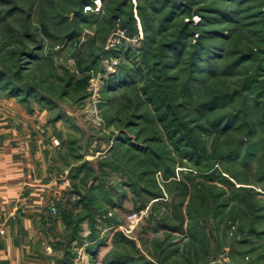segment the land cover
<instances>
[{
  "label": "rangeland",
  "instance_id": "1",
  "mask_svg": "<svg viewBox=\"0 0 264 264\" xmlns=\"http://www.w3.org/2000/svg\"><path fill=\"white\" fill-rule=\"evenodd\" d=\"M117 1L95 0L93 8H85L86 17L77 18L80 0H0V69L7 74L0 87V182L44 172L55 177L59 191L72 186V169L87 164L96 172L86 167L81 176L89 184L96 177L107 185L98 188V200L106 202L123 189L126 177L100 163L109 158L123 165L129 160L137 172H145L139 176L141 187L136 193L127 187L131 198L124 207L113 206L104 215L115 218L112 224L95 218L101 228L95 256L87 251L88 220L82 223L83 239L65 245L64 263L264 264V141L259 143L264 133V0H195L190 7L182 4L184 12L170 16L165 7L140 14L139 4L147 0H130L136 19L132 33L121 21L112 25L109 12ZM184 23L190 26L186 46L171 47ZM71 28L80 33L66 41ZM146 32L152 36L151 63L157 62L168 79H178L168 81L176 102H181L180 85L187 80L189 100L215 103L214 110L191 126H208L209 117L218 120L247 104V116L229 117L226 131L201 135L209 152L226 153L220 171L229 181H204L195 163L174 146L169 163L175 173L170 174L159 168L151 172L156 165L141 161L138 148L130 143L114 147L125 135L141 143L150 137L160 152L164 143L154 137L167 147L173 145L166 122L159 118V103L150 102L142 91L146 80H157L160 72L152 69L146 75L149 66L141 57ZM176 48L178 61L172 57ZM96 51L102 52L98 65L79 71ZM37 55L43 58L37 60ZM129 68L138 70L137 81L111 83V76ZM70 74L76 87L67 86ZM87 75L88 81L82 79ZM31 85L39 91L31 93ZM227 92H238V97L227 102L223 97L209 99ZM249 126L257 133L250 135ZM247 142L259 148L246 152ZM142 203L144 216L129 221V211ZM5 232L0 227V235ZM67 249L74 253L67 255Z\"/></svg>",
  "mask_w": 264,
  "mask_h": 264
},
{
  "label": "trees",
  "instance_id": "2",
  "mask_svg": "<svg viewBox=\"0 0 264 264\" xmlns=\"http://www.w3.org/2000/svg\"><path fill=\"white\" fill-rule=\"evenodd\" d=\"M195 3V0H147L145 1L144 4H139V13L140 14H147L149 13V10L147 8H151L152 10L158 12L161 10V8L165 7L166 9V16H170L171 14H177V13H182L184 10H187L182 4L188 5L189 7ZM78 8L75 11L76 17H86V10L85 8L87 6H91L92 8L95 6V0H80L78 3ZM170 5V8L168 6ZM179 5L181 8H177V11L174 10L173 6ZM132 3L130 0H119L116 2V5L113 6V8L110 10V18L112 19L111 21L113 22L112 25L117 21H121L120 24L122 27L126 28L127 31L130 30V33H132L133 30L136 29V19L134 17V12L132 9ZM185 8V9H183ZM174 11V12H173ZM173 12V13H172ZM110 20V19H109ZM110 27V26H109ZM108 27V28H109ZM112 27V26H111ZM189 25L184 23L181 27V31L178 35V38L174 41L171 42V47L178 46H186L187 44V35L186 33L189 30ZM146 30L148 31V27H146ZM107 29V28H106ZM110 29V28H109ZM45 30H47L48 33V28L45 27ZM107 31V30H106ZM79 30L75 28H71V30L66 34V41L69 38H75L77 35H79ZM151 39L152 36L146 32V38L144 41V46L142 48V54L141 57L143 61L149 66V71L146 73V75H150L151 70L154 69L155 72L160 71L157 73L156 77L157 80H146L142 91L145 95V97L148 98L150 102L154 103H159L156 104V109L159 112V118L161 121L166 122L167 130H169V135L172 136V143L170 147L166 146V142L158 136L154 137V140H160L161 142L164 143L163 149L161 152L159 151L158 148H156L154 145L150 144L152 141L151 138H147V140H143V143L137 140L133 137L130 136H122L120 138V141H116L114 147H118L120 144L121 146L123 144L130 143L131 146L133 145L134 147L138 148L137 155L142 157L141 161L148 160L147 162L151 161L152 165H156L152 171H156L158 168L159 169H164L165 172L168 174L175 173V169L171 168L169 161H171V157L169 156V153H173L172 147H175V152L179 153L182 155V157H187L189 160L193 161L195 165L198 167L199 172L201 173L204 181H211L215 179H223V180H228L229 179L224 176L223 172L220 171V164H225L222 162V158L225 156V152L219 153L216 151L214 153L209 152V149L206 148L203 144V141L201 139L202 132L203 133H210V132H224L228 128L229 124H226V121H228L229 117L236 118L237 113H239V116L246 117L247 116V104L245 103L244 106L238 109V111H235L233 113H226L225 115L223 114L220 116L217 120V118L213 119L212 116L211 118H208L207 125L205 126L202 123H198L196 126H191V122L193 120L197 121L198 119L202 118L205 116L208 112L212 111L215 109V103L208 102L209 100H196V102H193V100H189L191 98V95L187 93V89L190 87V82L189 81H183L182 84L180 85L181 89V102L178 103L177 101V96L175 95V92L171 89L173 84H169V80H174L175 82L178 80L176 79L175 76H170L171 78L168 79V74H163L162 73V68L156 67L157 62H152L151 63V54L149 52L151 51ZM66 41L64 43H66ZM40 49V48H39ZM28 50V49H26ZM102 51V49H101ZM96 52H92L90 57L85 59L84 65L80 66V70L83 73L87 72L89 70L94 69L96 65H98L100 59L102 58L101 54ZM169 55V54H168ZM180 55L178 52V49L176 48L173 58H176L177 61L180 59ZM43 58L42 55H37V60H41ZM80 63V62H79ZM82 63V61H81ZM3 67V66H2ZM79 69V68H78ZM160 69V70H158ZM124 74L125 76H122ZM118 73L116 76H111L110 81L111 83L115 84L119 79L125 80L124 83H131L130 80L137 81V75H138V70L134 68H129L126 72L123 73ZM189 76V75H188ZM145 77V74H142L141 78L143 79ZM75 76L70 74V77L68 78V84L67 86L69 87H76L75 82H74ZM82 79H85L88 81L90 79V76L87 75L83 77ZM190 79V78H189ZM7 82V74L6 70H4V67L0 69V87H3V85ZM138 83V82H137ZM136 83V84H137ZM38 86L31 85L30 92L33 94L38 90ZM137 88V86H136ZM185 90V91H184ZM66 94V93H65ZM141 93H138V96L141 97ZM220 99V98H230V100L235 101L236 98L238 97V92H234L232 94L230 92L227 93H222L219 95H213L209 99ZM245 97V96H244ZM183 98V99H182ZM214 98V99H215ZM201 99V98H200ZM245 100V98H244ZM223 102H227L223 100ZM132 103V102H131ZM150 106V104H148ZM145 116V114H140V117ZM170 120V122H168ZM207 120V119H206ZM131 122L133 120L130 119ZM129 121V123H130ZM124 124L128 125V120L126 121L125 119L121 120ZM171 128V129H170ZM249 134L251 135L253 133L256 134L257 132L255 130H251L249 126ZM201 132V134L198 133ZM263 133V132H262ZM261 140L259 143L264 141V133L260 135ZM139 141V142H138ZM120 143V144H119ZM257 143V144H259ZM241 143L237 144V146H240ZM246 145L248 147H245V151L248 152L257 150L259 147L254 145L251 142H247ZM245 145V146H246ZM233 150V149H232ZM244 150V148H243ZM231 153V149L229 150ZM230 155V154H229ZM248 155V154H247ZM212 159V160H211ZM211 160V161H210ZM124 164H115L114 161L106 159L105 161L100 163V167L102 168H110V169H117V171H121L122 175L126 177V180H123L124 182L122 183L123 189H120L116 195V197L112 198L113 196H109L108 200L101 201L99 199V191L98 188H103L105 190V187H107L106 184L103 182L100 184L97 182L99 178L94 177L93 182L90 184L87 183V179L83 176H81L82 171L86 168L89 167L93 174H95L96 170L89 165H80L77 168H74L71 170V179L73 181L72 183V190L75 191L79 196L80 199L78 201V204L81 205L82 210L78 213L75 212H68L66 213V220L69 228L68 232V239L66 240V246L72 247V244L75 241L80 242L83 239L82 234L80 233L82 228V223L86 219L91 222V243L87 247V251L94 256L98 253L100 245H101V239L99 240V231L100 227L96 225L95 218L97 216L103 217L106 220V224H112L113 221H115V218L107 217L104 215H107L108 211L110 208L113 206H121L124 207V202L127 199H130L131 196L129 195L130 193L127 191L128 189H132L134 193H136L137 189L141 187L140 185V175H144V170L137 172L136 168L134 165L130 164L129 160L123 161ZM140 165V162H138ZM223 166V167H224ZM139 177V178H138ZM220 179V180H221ZM97 182V184H96ZM128 187V189H127ZM107 189V188H106ZM112 188H108V194L111 195L113 190ZM148 191L147 188H142V192L146 193ZM97 201H99L97 203ZM146 204L142 203L141 205L136 206L133 210H140L145 207ZM131 210V211H133ZM130 212V211H129ZM82 243V242H81ZM68 253L69 251L72 252V250H66ZM76 253V252H75Z\"/></svg>",
  "mask_w": 264,
  "mask_h": 264
},
{
  "label": "crops",
  "instance_id": "3",
  "mask_svg": "<svg viewBox=\"0 0 264 264\" xmlns=\"http://www.w3.org/2000/svg\"><path fill=\"white\" fill-rule=\"evenodd\" d=\"M55 182L44 172L0 182V227L6 229L0 235V264H66V213H78L82 207L72 186L58 191ZM53 204L57 215L51 211Z\"/></svg>",
  "mask_w": 264,
  "mask_h": 264
},
{
  "label": "built area",
  "instance_id": "4",
  "mask_svg": "<svg viewBox=\"0 0 264 264\" xmlns=\"http://www.w3.org/2000/svg\"><path fill=\"white\" fill-rule=\"evenodd\" d=\"M51 209H52V211L56 210V208L54 206H52ZM145 213H146V208H143L140 210H133L127 214V219L129 221L135 222V221H138L139 219H141Z\"/></svg>",
  "mask_w": 264,
  "mask_h": 264
}]
</instances>
